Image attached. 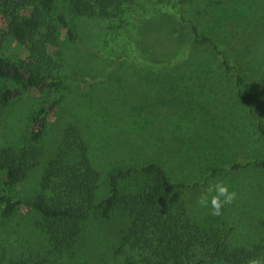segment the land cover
Wrapping results in <instances>:
<instances>
[{
    "label": "rangeland",
    "instance_id": "374dc122",
    "mask_svg": "<svg viewBox=\"0 0 264 264\" xmlns=\"http://www.w3.org/2000/svg\"><path fill=\"white\" fill-rule=\"evenodd\" d=\"M68 4L54 0V11L67 14ZM7 24L0 14V36ZM74 25L77 41L61 44L66 88L48 96L29 88L0 106V147L17 152L29 141L31 116L63 96L45 115L36 142L39 163L10 195L32 198L39 192L44 165L56 152L65 125L72 124L84 136L92 164L103 177L120 164L136 161H158L174 180L190 182H202L212 167H223L210 180H224L238 193L235 202L219 216L199 207L197 197L209 180L186 191L188 211L200 227L264 258V168L253 163L230 168L235 162L264 158V138L236 85L240 73L243 87L255 91L263 71L264 0H121L110 16H77ZM192 26L215 48L193 46ZM58 30L62 41L65 30ZM0 55L36 63L46 71L55 63L52 55H39L7 36ZM7 85L17 86L13 81ZM256 104L260 112L263 105ZM2 176L0 171V194L6 193ZM36 220V212L23 207L4 219L0 204V264L19 247L30 252L45 247V233ZM127 224L117 211L105 224L91 221L68 264H86L92 250L93 264L102 253L109 257Z\"/></svg>",
    "mask_w": 264,
    "mask_h": 264
},
{
    "label": "trees",
    "instance_id": "16d2710c",
    "mask_svg": "<svg viewBox=\"0 0 264 264\" xmlns=\"http://www.w3.org/2000/svg\"><path fill=\"white\" fill-rule=\"evenodd\" d=\"M120 1L68 0L69 10L65 14L54 11V0H0V14L8 19V30L0 36V49L7 36L39 55H52L55 61L46 71L36 63L14 62L0 55V106H7L29 88L47 96L54 90L65 89L61 44L77 41L74 18L108 17ZM58 28L65 30L62 41ZM192 30L193 46L209 44L215 48L195 26ZM258 80L252 91L243 87V78L236 73L237 95L253 112L257 132L264 138V67ZM7 81L17 86L10 87ZM62 97L31 116L27 144L17 152L10 146L0 147L2 189L6 192L0 194L1 216L9 219L20 207L32 210L38 216L35 225L46 238L44 248L30 252L19 247L6 264H68L78 253L79 240L91 221L105 224L116 211L126 216L128 224L118 236L112 254L105 257L102 253L97 264H248L257 257L247 247L230 245L232 238L200 227L188 211L186 191L204 186L223 167H212L202 182L174 180L158 161L120 164L103 177L92 164L84 136L72 124L65 125L56 152L44 165L39 192L32 198L10 195L31 167L39 163L41 150L36 142L41 137L45 115ZM257 101L263 105L260 112H256ZM250 163L264 168V158L235 162L230 168ZM102 185V192H97ZM94 253L92 250L86 264H93Z\"/></svg>",
    "mask_w": 264,
    "mask_h": 264
},
{
    "label": "clouds",
    "instance_id": "9594fccd",
    "mask_svg": "<svg viewBox=\"0 0 264 264\" xmlns=\"http://www.w3.org/2000/svg\"><path fill=\"white\" fill-rule=\"evenodd\" d=\"M238 193L230 189V186L222 179H212L208 182L203 191L198 195L196 204L210 210L213 216L222 215L226 205L235 202ZM248 264H264V258L255 257L248 261Z\"/></svg>",
    "mask_w": 264,
    "mask_h": 264
}]
</instances>
